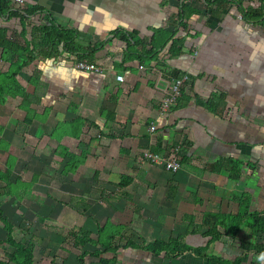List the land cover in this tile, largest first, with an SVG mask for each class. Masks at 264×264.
<instances>
[{"label":"crops","instance_id":"0c3cea01","mask_svg":"<svg viewBox=\"0 0 264 264\" xmlns=\"http://www.w3.org/2000/svg\"><path fill=\"white\" fill-rule=\"evenodd\" d=\"M26 1L77 29L76 40L83 46L98 44L116 28L137 30L145 50L163 45L139 58L125 54V41L113 36L91 59L102 71L76 68L69 58L75 55L67 52L63 60L38 56L20 71L34 78L31 121L25 122L22 99H11L12 105L0 101V109L8 110L0 118V141L12 142V157H21L17 169L30 173L29 179L12 180L17 186L9 185L12 198L5 200L16 214L20 211L19 222L14 212L2 209L14 239L34 242L33 263L77 264L80 253L98 250L86 253L82 264H208L194 253L207 244L206 253L222 257L225 264L236 258L240 264H257L255 257L264 251V24L236 17L242 10L238 4L247 10L251 0H227L217 7L222 8L218 14L210 9L215 5L203 0H183L194 12L181 21L180 0H137L128 8H119L123 0H110L115 8L110 14L102 9L104 0H95L96 10L86 8L85 0ZM42 16L31 18L39 23ZM12 18L0 16L9 38L19 44L30 39L32 21ZM174 38L178 52L171 48ZM1 48L0 72L7 74L9 62ZM133 48L142 50L139 44ZM119 72L121 82L114 78ZM180 76H186L180 94L186 103L163 110L161 100ZM46 150L49 157L42 163ZM145 150L175 156L181 166L171 171L144 156ZM8 168L1 172L11 179L16 170ZM29 185L32 198L19 191ZM27 214L30 220L61 225L63 231L39 221L18 238ZM205 215L223 217L225 227H216L219 238L211 240L202 224ZM80 229L92 241L112 235L114 250L104 251L97 241L76 244ZM67 231L71 235L65 239ZM6 238L2 224L0 243L9 255ZM171 238L178 239L172 249L184 243L190 247L171 259L164 249L153 255L145 247Z\"/></svg>","mask_w":264,"mask_h":264},{"label":"trees","instance_id":"16d2710c","mask_svg":"<svg viewBox=\"0 0 264 264\" xmlns=\"http://www.w3.org/2000/svg\"><path fill=\"white\" fill-rule=\"evenodd\" d=\"M204 3L207 6H213L211 8V11L214 13H219L221 12L220 9L222 8H217V7H223L225 4L224 2L227 0H203ZM238 8L243 10V19L246 21L250 22H257V23H262L264 24V0H262L261 4L256 6V7H251L249 9H244L243 6L239 3ZM42 13L43 14V21L39 22L38 24H33L32 26V35L30 39H25L24 44H19L15 42L14 40H11L7 35V28L6 27H0V46L2 47L3 54L2 56L5 59H8L11 63H14V56H19L22 54H25V52H28L26 54L28 58L23 61L22 64L16 63V66H12L11 64V73L15 74L16 70L21 68L23 64H27L30 62L33 58H36L37 56H51L53 53L50 50V47L52 45H60L61 49L64 50L65 52L69 54H74L77 59H83V58H90L92 59V56L95 51L100 49L103 44L111 37H117L126 43V48H125V54H131L135 53L137 57L142 58L143 55L146 53H152L153 55V50L155 49L157 51L158 46H163V45H158L156 48L154 47V44L150 45V49L145 50V45L141 42V40L136 38V35L138 33L137 30H131L127 31L122 28H116L111 32V35H109L106 39L103 41L99 42L98 44L94 45H87L83 46L79 42H77L76 37L78 35L77 29L70 27V26H64L61 23H59L54 16L51 14V12L45 8L44 6L40 4H32V5H26L24 8H18L14 7L10 0H0V16L9 19L12 17H19L21 20L25 17H29L32 15H35L36 13ZM190 12H194V8L188 6L183 2V0L179 1V8H178V19L181 21L184 16H187ZM21 31L23 33L25 32L24 26H22ZM22 33V35H23ZM173 33H166L165 37H162V40H167L173 36ZM154 40V37H153ZM176 39L174 38L173 41L171 42V48L172 46L175 47L173 52H178L180 50V47H176ZM136 44H139L141 47V51L136 50L135 47ZM20 45V46H19ZM22 48L19 52L16 51V48ZM7 50L12 51L13 53H8ZM16 52V53H15ZM36 52H39V55H37ZM5 53V54H4ZM10 54V55H9ZM149 55V54H148ZM16 68V69H15ZM2 88L0 87V91ZM181 94V93H180ZM183 101H180V95L177 98L176 105H183L186 103L187 97L183 95ZM27 117V116H26ZM31 121V117L25 118V122ZM160 143L157 142V145ZM7 171L9 172L10 169L8 168ZM1 194V192H0ZM2 215H0V220L3 224V227L7 231V238H6V243L11 247V250L9 251V259L14 261L16 264H34L33 263V246L34 242L31 240H26L24 242H19L14 239V237L11 234V231L13 229V225L11 221L3 215V211L0 212ZM202 224H205L208 226V233L211 235V240H214L216 238L220 237V232L217 230V225H220L222 227H225V222L223 220V217H216L212 215H205L202 220ZM254 225V224H253ZM261 227V225H260ZM259 227V228H260ZM264 227V226H263ZM234 227H232L233 229ZM238 226H236L237 229ZM101 230V228H99ZM264 229V228H263ZM79 234H76L74 237L75 243H82L84 241H92L89 237H83L81 234H83L85 231L80 229ZM111 235V234H110ZM112 236V235H111ZM111 236L106 238L103 236H100V239L96 240L98 243L102 245V249L104 251L106 250H114L115 246H113ZM92 241V242H96ZM128 245H135L132 244L131 240H128ZM173 243H178L177 238H171L170 240H160L156 239L153 242H150L147 244L146 249H149L153 255H158L160 253L161 249H164L165 255L167 256L168 259L174 258L177 255L181 253L183 249L189 248L190 246L186 243L179 245L177 249H172L173 247L171 246ZM117 246V245H116ZM207 249V244L204 246H199L195 247L194 253L197 255H202L205 257V260L208 264H224L225 261L219 258L218 256H215L213 254H207L206 253ZM88 253L90 255H94L99 253L98 250L95 251H85L80 253L77 256L78 263L77 264H82L84 262V256L85 254ZM234 263L232 264H240V261L238 258L233 260ZM0 260V264H1Z\"/></svg>","mask_w":264,"mask_h":264},{"label":"rangeland","instance_id":"374dc122","mask_svg":"<svg viewBox=\"0 0 264 264\" xmlns=\"http://www.w3.org/2000/svg\"><path fill=\"white\" fill-rule=\"evenodd\" d=\"M87 3L86 4V8H90L91 10H96V4H95V0H85ZM110 0H104V6L105 8H102L104 9L107 14H110L115 8H111V3L109 2ZM124 1V4H122L121 7L119 8H122L124 5L127 6V8L129 7V5H132L131 3H136L138 2L137 0H123ZM253 1L254 3L257 2L258 0H251ZM27 1L24 0V3H26ZM131 2V3H130ZM253 2H250V3H247V6L250 7V6H253L252 3ZM27 4V3H26ZM108 6V7H106ZM110 7V8H109ZM127 17V15L125 16ZM11 20L13 21V18H11ZM92 20H96V18H92ZM30 21V20H28ZM37 20H34V23L31 22L30 25L33 26V24H38V21L36 22ZM39 22H42V21H39ZM17 24V22H16ZM18 25H19V22H18ZM32 26H29L30 28V31H32ZM27 32H28V29H27ZM26 33H23V37L22 38H26ZM20 41V40H19ZM25 41H20V45L21 44H24ZM19 45V46H20ZM22 48H16V51H20ZM2 50V48H1ZM50 50L51 52L53 53L52 55L55 56V58H58V59H62L64 58V54L65 51L61 49L60 45H52L50 47ZM8 53H13L12 51H9L7 50ZM16 53V52H15ZM37 55H39V52H36ZM28 54V52H25V54H22V55H19V56H14L13 59H14V63H11L12 66H16V63L18 64H22L24 60H26L28 58V56L26 55ZM10 55V54H9ZM40 58H45V56H41L39 55ZM38 57V56H37ZM48 57H51V56H48ZM41 58V59H42ZM66 59V58H65ZM8 59H6L7 61ZM9 62V67H8V71H7V74H4L2 72H0V87L2 88V90L0 91V101H10L11 102V99L13 100H19V99H22V102H21V108L27 112V117L31 116L32 113L30 112L32 110V108H30V105H29V100L32 99V96H31V85H34V83H32L34 81V78H29L23 74H20V71L22 70V67L19 69L16 70L15 74L11 73V64H10V61L8 60ZM16 69V68H15ZM41 92V93H40ZM43 90L42 91H39L38 94H42ZM6 99V100H5ZM11 105H12V102H11ZM29 106V108H28ZM6 110L4 107H1L0 109V118H4V115L7 113ZM34 111V109L32 110V112ZM34 113V112H33ZM24 116H26V114H24ZM26 117V118H27ZM15 118V117H13ZM24 118V117H23ZM24 120L23 119H20L19 120V124L21 123H24L23 122ZM5 126V125H4ZM12 142L11 141H8L7 144L4 142V141H0V212L3 211L2 207H5L6 209H9L8 212H14L15 216L14 218H16L15 222H19V218H20V211H19V214H16L17 211H16V207L14 205H11L10 203H6L5 200L7 199H11L12 198V194L13 193H10V190L11 188L9 189V185L12 184V186H17L16 183L14 182L15 179H20L23 178V179H29L30 178V173H24V172H20V169H17V167H21V163H20V158L18 156L16 157H12L14 156V153H15V150L16 148H14V146H11ZM34 146H37V144H35ZM20 148V147H19ZM45 153V154H44ZM44 153L41 154V159H42V163H46L47 159H48V151H44ZM19 160V162H18ZM27 160V159H26ZM31 159H29L30 161ZM24 161V160H21V162ZM29 161L25 162L24 164L28 165ZM23 163V162H22ZM31 164V162L29 163ZM10 167V168H13L16 170V172H13L11 173L10 175V178L9 177L6 179L4 178L5 176V173L1 172L2 170H4V168L6 167ZM9 168V169H10ZM11 170V169H10ZM17 170H19L17 172ZM36 176V174H35ZM33 176V178L35 177ZM14 180V181H12ZM32 184V183H31ZM28 188H25V189H20V193L23 194L24 196L28 197V198H32L33 195H32V192H31V185L27 186ZM41 188V187H40ZM16 189H19V188H16ZM16 189H13V191L15 192ZM33 190V189H32ZM45 190V188H41L40 191L41 193H44L43 191ZM7 191H9V193H7ZM8 194L9 197H5V195L3 194ZM41 193H36V195H43ZM34 208H36L34 206ZM21 210V209H20ZM30 214V213H28ZM24 217V220H22L21 222V225H19L20 227V231H22V234L20 233V231L17 232V236L18 238H22V237H25L27 236V232L29 231V228H32V226H38L39 224V221H40V226L44 227H48L52 230H56V231H59V232H62L63 231V227H61V225H54L53 223H49L48 220L44 221L43 218H39L38 221L36 220H30L31 219V215H28ZM0 215H2L0 213ZM3 215H5L3 213ZM45 218H49V216H43ZM2 225V222L0 220V227ZM66 228V227H65ZM58 229H61V230H58ZM71 230L75 231V227H72L70 228ZM79 231V230H77ZM78 234V233H77ZM65 235V239L66 238H70V232H66ZM63 235V236H64ZM71 239H73L71 237ZM74 240V239H73ZM4 244L0 243V260H1V264H16L14 261L10 260L9 257H8V254L7 252H5V248H4ZM219 258H221L222 260H224L222 257L218 256ZM58 264L60 263L57 262ZM225 264V263H224Z\"/></svg>","mask_w":264,"mask_h":264},{"label":"built area","instance_id":"2783aa9c","mask_svg":"<svg viewBox=\"0 0 264 264\" xmlns=\"http://www.w3.org/2000/svg\"><path fill=\"white\" fill-rule=\"evenodd\" d=\"M10 2L14 7L24 8L26 6V3H24V0H10ZM250 2H253V1H250ZM261 2H262V0H258L255 3L253 2L252 3L253 6H250V8L260 5ZM236 17L242 20L243 19V11L239 10L236 14ZM28 18L30 21H32V22L34 21V20H32L31 16H29ZM72 57H75V58H72ZM69 58L73 60V65L78 69H81L84 71H102L103 70L102 66H100L99 64H97L94 61H91L90 58L77 59L76 56H70ZM140 67H142V65ZM114 78L116 81H120V82L124 80V76L120 72L115 73ZM185 78H186V76H180V77H174L172 79V82L168 88V91L160 103L161 108L163 110L170 109L172 106H174L176 104L177 98L179 97V95L181 93L182 83H183ZM150 128H151V130H153L154 126L152 125ZM143 153H144V156L149 157L153 161H157V162L161 161L162 164L165 166V168H167L171 171L175 172L181 166L180 161L175 156H170L169 154H166V153L159 155L158 153L150 152L147 150L143 151Z\"/></svg>","mask_w":264,"mask_h":264},{"label":"clouds","instance_id":"9594fccd","mask_svg":"<svg viewBox=\"0 0 264 264\" xmlns=\"http://www.w3.org/2000/svg\"><path fill=\"white\" fill-rule=\"evenodd\" d=\"M257 264H264V251H261L255 257Z\"/></svg>","mask_w":264,"mask_h":264}]
</instances>
